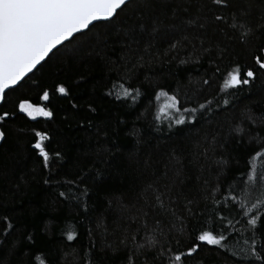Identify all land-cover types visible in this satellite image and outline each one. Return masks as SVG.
I'll use <instances>...</instances> for the list:
<instances>
[{
	"label": "trees",
	"instance_id": "trees-1",
	"mask_svg": "<svg viewBox=\"0 0 264 264\" xmlns=\"http://www.w3.org/2000/svg\"><path fill=\"white\" fill-rule=\"evenodd\" d=\"M139 2L134 0V4ZM233 4L248 13L241 19L255 29L247 44L231 39L238 34L226 24L212 22V12L220 14L212 0H151L142 10L143 19L149 25L156 20L157 32L149 31L131 43L120 27L97 22L60 47L56 55L51 53L21 82L2 111H15L17 99L31 98L54 115L33 120L17 112L7 122L6 141H0V264H40L37 255L49 257V264L53 260L55 264H129L130 257L133 264H154L152 249L138 251L136 247L144 242L143 213H148L149 234L159 220L164 233L160 239H179L178 250L191 246L202 219L211 226L212 220L201 215L206 211L205 191L218 182L221 190L230 183L236 186L240 173L247 170L249 147L259 151L252 138H264V70L253 59L254 53L259 54L257 46L264 42L256 29L264 24V0H233ZM132 12L130 6L114 25ZM196 17L201 22L207 17L205 28L186 23ZM176 41L181 43L169 51ZM181 60L189 62L181 64ZM237 64L257 74L255 82L242 90L226 87L228 73ZM209 78L210 85L201 83ZM125 82L142 93L135 106L106 95L113 84ZM60 83L68 87L70 96L54 92ZM161 88L176 94L189 108L212 100L213 112H205L195 125L172 129L166 122L158 125L154 117L161 115L158 110L165 98L155 97ZM43 90H49L50 101L40 99ZM225 99L229 105L223 104ZM89 103L97 109L95 113L87 111ZM249 114L255 124L247 119ZM85 117L99 131L80 128ZM236 125L245 132L235 133ZM35 131L49 134L46 150L50 155L59 152L62 159L44 166L33 147ZM252 163L259 167L264 161L253 158ZM82 173L92 177L85 180L86 196L81 188L64 182L78 183ZM45 179L50 182L45 184ZM148 185L161 191L171 188L175 215L154 207L151 189L145 191ZM61 192L66 195L60 196ZM5 217L15 226L7 234ZM181 221L182 237L178 232ZM237 228L239 234L227 242V253L201 244L185 264H238L231 253L247 250L248 233L241 225ZM69 232H75L76 239L69 241Z\"/></svg>",
	"mask_w": 264,
	"mask_h": 264
},
{
	"label": "snow or ice",
	"instance_id": "snow-or-ice-1",
	"mask_svg": "<svg viewBox=\"0 0 264 264\" xmlns=\"http://www.w3.org/2000/svg\"><path fill=\"white\" fill-rule=\"evenodd\" d=\"M151 0H140L134 4V0H0V141H6L7 131L6 125L9 120L16 117L17 112L25 113L28 117L35 120L37 117L52 118L54 113L49 108L38 103H33L31 98H19L15 103V111H2L10 102L12 94L19 90L21 82L32 73L38 65L42 66V61L52 53L56 55L60 51V47L65 46V42H71L76 34H85L86 30L90 31L91 27H95V22L103 21L114 27L122 29L124 37L131 43L137 42L139 37L151 31L155 33L159 29L156 20H152L149 25L143 19V8L149 7ZM214 6H218L220 14L212 12L213 23H223L238 35L231 39H238L239 43L247 44L255 34V29L241 19L248 13L244 9H237L233 0H212ZM133 8V12L129 14L125 21L120 25H114V21L120 19L121 13H124L129 7ZM187 11V9H185ZM226 13V14H225ZM136 17H140L137 19ZM264 19V17H262ZM207 21V17L204 18ZM230 21V22H229ZM201 22L200 17L189 19L188 25L205 28L206 23ZM91 26V27H90ZM262 36H264V24L256 25ZM224 31L223 28L220 29ZM187 39V37H185ZM180 41H176L170 45L169 51L177 48ZM203 45V40L200 41ZM131 44H129V47ZM195 47V46H193ZM258 53L253 54V59L260 69L264 70V42L258 46ZM54 50H56L54 52ZM204 51H209L204 49ZM140 59H143L141 57ZM188 60H181V64L188 63ZM216 73L220 72L219 67L215 69ZM228 81L226 87L236 90H242L244 86H251L257 79V74L250 67H244L237 64L228 73ZM80 79L87 83L86 77L81 75ZM203 85H210L211 78L203 79ZM119 89V90H117ZM54 92L63 97L70 96L68 87L60 83L55 86ZM107 96L116 100L135 106L139 102L142 93L138 87H133L127 82L124 85L113 84L107 91ZM165 98L164 107L158 111L161 115L154 117V122L164 124L166 122L168 129L177 126L192 124L195 125L204 117L205 112H213V101L208 100L205 103L198 104L197 107H185L181 99L176 94H171L163 88L156 94V99ZM40 99L50 101L51 96L49 90H43ZM224 105H229V100L223 101ZM73 108H78L76 104ZM221 108L220 104L216 105ZM87 111L95 113L97 109L91 103L87 105ZM247 119L252 123H256V119L249 114ZM264 122V119H262ZM80 128L88 131L96 129V125L92 119L87 117L81 121ZM99 131V129H96ZM157 130H160L157 127ZM233 131L243 134L245 129L236 125ZM105 137L108 132H104ZM36 143L33 147L38 150L39 155L43 159V164L47 168L50 160L62 159L59 152L50 155L46 150L45 142L50 137L46 131H35ZM264 138L253 137L252 140L259 147V151L255 147H249V154L246 159L247 170L240 173V180L236 186L231 183L225 185L221 190L220 184L205 191L206 211L202 213V218L207 217L212 220L211 226L202 219V227L194 236L193 243L185 250H178L180 244L179 239L172 241H163L160 239L164 233L159 229L160 221H154V227L151 234L148 232V213H143L145 217L142 227L145 230L144 242L136 245L137 250H153L154 264H185L187 258L195 256L201 249V244L217 246L219 250L227 253V242L232 238L233 234H239L237 225L244 227L248 233L246 243L247 250L243 252H232L231 255L237 260L238 264H264V163L259 167L252 163L253 158H259L264 161ZM220 163H227L221 160ZM99 176V172H97ZM92 179L87 173H82L77 181H64L81 188L82 195L86 196L88 192L85 180ZM50 181L44 180L45 184ZM59 183V181L57 182ZM151 189L154 207H158L162 213L175 215V210L171 207L173 197L171 188L165 186L161 191L153 185H148L146 192ZM65 196L64 192L59 193ZM146 203L148 201L146 200ZM189 204L192 201H188ZM87 210V204H84ZM235 213V215H233ZM7 222L5 234L9 233L15 226L4 218ZM211 227V230H205ZM47 228V226H46ZM185 229L183 222L178 229L181 237ZM75 232H69L67 239L72 241L76 239ZM29 241L32 236L27 237ZM135 241V236H133ZM173 244L176 246L174 250ZM36 260L40 264H49V257L37 255ZM52 264H55L54 260ZM129 264H133L131 257Z\"/></svg>",
	"mask_w": 264,
	"mask_h": 264
},
{
	"label": "water",
	"instance_id": "water-1",
	"mask_svg": "<svg viewBox=\"0 0 264 264\" xmlns=\"http://www.w3.org/2000/svg\"><path fill=\"white\" fill-rule=\"evenodd\" d=\"M98 22H101V21H98ZM95 23H97V22H95ZM90 27H91V26H90ZM86 31H87V30H86ZM76 35H78V34H76ZM76 35H75V36H76ZM65 43H67V42H65ZM54 51H55V50H54ZM50 54H51V53H50ZM50 54H49V55H50ZM47 58H48V57H46L45 60H46ZM44 62H45V61H42L41 63H44ZM39 66H40V65H38L37 68H38ZM37 68H36V69H37ZM36 69H34L33 72H35ZM33 72H32V73H33ZM32 73H29L28 76L31 75ZM26 78H27V77H26Z\"/></svg>",
	"mask_w": 264,
	"mask_h": 264
},
{
	"label": "bare ground",
	"instance_id": "bare-ground-1",
	"mask_svg": "<svg viewBox=\"0 0 264 264\" xmlns=\"http://www.w3.org/2000/svg\"><path fill=\"white\" fill-rule=\"evenodd\" d=\"M49 56H50V55H49ZM46 60H47V59H46ZM46 60H45V61H46Z\"/></svg>",
	"mask_w": 264,
	"mask_h": 264
},
{
	"label": "rangeland",
	"instance_id": "rangeland-1",
	"mask_svg": "<svg viewBox=\"0 0 264 264\" xmlns=\"http://www.w3.org/2000/svg\"><path fill=\"white\" fill-rule=\"evenodd\" d=\"M38 118V117H37Z\"/></svg>",
	"mask_w": 264,
	"mask_h": 264
}]
</instances>
